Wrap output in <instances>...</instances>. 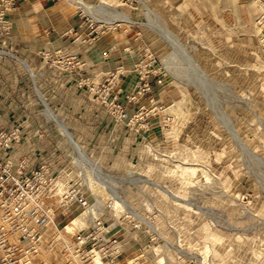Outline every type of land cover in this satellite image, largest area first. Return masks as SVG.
<instances>
[{"label":"rangeland","instance_id":"374dc122","mask_svg":"<svg viewBox=\"0 0 264 264\" xmlns=\"http://www.w3.org/2000/svg\"><path fill=\"white\" fill-rule=\"evenodd\" d=\"M68 1L87 51L108 35L134 60L93 69L76 51L39 49L22 93L32 102L18 106L55 113L57 73L104 115L98 152L68 133L103 224L99 264H264V0ZM121 15L131 22L106 23ZM9 19L0 55L24 60Z\"/></svg>","mask_w":264,"mask_h":264},{"label":"crops","instance_id":"0c3cea01","mask_svg":"<svg viewBox=\"0 0 264 264\" xmlns=\"http://www.w3.org/2000/svg\"><path fill=\"white\" fill-rule=\"evenodd\" d=\"M8 17L13 21L11 46L24 60L0 55V128H10L16 123H21L22 127V140L14 144L6 156L15 161L27 157L32 166L49 162L54 169H60L71 165L74 157L75 148L71 138L88 153L98 152L100 145L96 144V135L100 120L105 117L94 105L87 110L81 109L84 99L75 95L74 88L68 87L64 74L51 75L56 94L49 102L58 111H51L53 114L50 112L47 115L19 111L18 105L32 102L29 95L22 96L26 86L30 87L25 72L39 64L37 52L42 48L76 51L87 58L88 66L93 69H105L119 61L130 64L134 55L111 51L113 41L108 35L102 36L106 41L103 47L99 43L90 46L87 51L89 47L81 43L83 33L79 26L82 17L68 0H18L17 9L8 13ZM74 27H77V33L71 35L70 30ZM46 30H50V33ZM28 62L30 65H27ZM128 80L125 86L132 87V77ZM69 104L78 106L70 111ZM56 117L65 125L67 133L62 130Z\"/></svg>","mask_w":264,"mask_h":264},{"label":"built area","instance_id":"2783aa9c","mask_svg":"<svg viewBox=\"0 0 264 264\" xmlns=\"http://www.w3.org/2000/svg\"><path fill=\"white\" fill-rule=\"evenodd\" d=\"M17 7L18 0H0V38L11 25L8 13ZM21 140V123L0 128V264H97L103 224L71 169L80 168L75 158L54 169L49 162L32 166L27 157L6 156ZM83 215L86 223L63 231Z\"/></svg>","mask_w":264,"mask_h":264},{"label":"bare ground","instance_id":"6f19581e","mask_svg":"<svg viewBox=\"0 0 264 264\" xmlns=\"http://www.w3.org/2000/svg\"><path fill=\"white\" fill-rule=\"evenodd\" d=\"M73 1H75L79 6L81 5V6H84L85 7V4L83 3V1L82 0H73ZM148 8V7H147ZM146 8V9H147ZM117 10V9H116ZM147 11V10H146ZM115 12V11H114ZM121 21H124V22H131V20H130V18L128 17V16H126V15H121V16H118V17H116V18H113V20H110V21H107L106 20V23L108 24V25H110V24H112V23H118V22H121ZM164 34V33H163ZM165 34H167L166 32H165ZM164 34V35H165ZM187 57L189 58V56L187 55ZM190 61H191V58H190ZM195 62V61H194ZM192 65H193V67L196 69V70H198L199 69V66L196 64V63H193L192 62ZM194 69V70H195ZM193 70V69H192ZM194 70H193V72H194ZM200 70H201V68H200ZM197 72V71H196ZM74 147H76V145L74 146ZM76 149H79V146H78V148L76 147ZM79 151V150H78ZM80 151H81V149H80ZM83 153V152H82ZM80 154V153H79ZM80 156V155H79ZM83 157L84 156H82V159H83ZM81 158V157H80ZM85 158V157H84ZM89 159V158H88ZM80 161V160H79ZM92 182V181H91ZM98 184V183H97ZM94 185V184H93ZM95 186H96V184H95ZM94 188V187H93ZM99 188V187H98ZM98 190H100V189H98ZM97 191V190H96ZM116 199V198H115ZM113 201H114V198H113ZM120 202V201H119ZM114 203V202H113ZM116 204V203H115ZM117 206H120V204L119 205H117ZM116 207V206H115ZM92 211V210H91ZM86 214V213H85ZM96 214H97V212H96ZM84 223H86V218L84 217V215L83 216H78V217H76L74 220H73V222H70V223H68L67 224V226H66V230L68 231V232H73L74 231V229L77 227V226H79L80 224H84ZM99 255V254H98ZM101 260H100V258H99V256H96L95 257V262L97 263V264H99V263H101L100 262Z\"/></svg>","mask_w":264,"mask_h":264}]
</instances>
